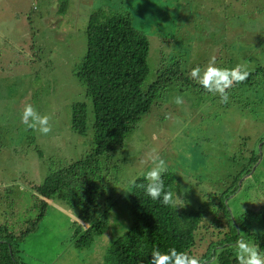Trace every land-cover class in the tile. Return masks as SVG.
Listing matches in <instances>:
<instances>
[{"label":"rangeland","instance_id":"obj_1","mask_svg":"<svg viewBox=\"0 0 264 264\" xmlns=\"http://www.w3.org/2000/svg\"><path fill=\"white\" fill-rule=\"evenodd\" d=\"M127 9L150 38L145 87L170 66L171 55L179 54L186 75L213 57L219 67L252 49L248 67L264 70V0H0V226L15 234L26 264L104 263L112 234L79 245L77 229L85 222L58 197L36 227L25 229L42 212L32 187L94 147L92 127L85 135L71 127L73 102L87 101L93 118L92 100L76 75L87 50L89 17L97 10ZM180 45L191 50L187 59ZM258 84L229 90V102L221 104L192 80L175 78L128 134L112 168L118 159L121 181H132L155 166L150 157L158 154L169 170L185 175L183 195L210 193V201L219 203L253 154L258 161L224 203L241 232L262 227L249 213L264 204V86ZM177 96L182 104L175 103ZM26 104L50 117L48 135L21 123Z\"/></svg>","mask_w":264,"mask_h":264},{"label":"trees","instance_id":"obj_2","mask_svg":"<svg viewBox=\"0 0 264 264\" xmlns=\"http://www.w3.org/2000/svg\"><path fill=\"white\" fill-rule=\"evenodd\" d=\"M134 20L130 9L91 13L87 26V50L81 63L76 65V75L85 84L86 95L92 100L93 118L89 116L87 101L73 102L71 127L83 135L92 127L94 147L80 160L50 172L32 187L34 199L42 212L25 230L36 227L52 200L58 197L75 209L85 222H80L82 227L77 229L79 245L86 247L96 236L106 232L112 234L108 252L101 259L103 264H149L153 249L167 252L171 248L198 257L201 264L213 257L216 264H236L234 245L237 240L243 238L254 245V236L247 230L241 232L224 199L237 190V182L251 172L258 157L253 154L245 157L233 175V185L221 193L219 203L210 201V193L204 194L205 198L196 190L191 197L183 195L180 181L185 184V175L168 169L162 174L165 190L172 191L183 201L176 207L164 206L148 197L138 187L148 183L144 176L137 177L135 183L133 180L121 181L115 171L119 167L118 159L112 168V157L123 147L136 124L152 110L156 97L165 86L177 77L198 85L189 78L190 72L185 75L188 68L181 58H177L178 54L171 55L170 66L165 71L159 69L157 78L149 87L144 86L150 72L151 43L148 35L135 26ZM182 50H187L182 52L187 59L191 50L180 45L179 51ZM247 52L240 61H224L219 67L231 69L238 64L247 65L254 58L252 49ZM247 70L250 72L248 79L230 91L249 88L254 82L264 86L263 69L253 71L247 65ZM261 98L264 99V90ZM241 108L245 110L247 106ZM232 151L237 158L236 150ZM240 154H244L243 151ZM249 213L254 219L258 216L262 226L258 232L264 240V205L257 209L251 207ZM20 252L15 234L7 226H0V264H26Z\"/></svg>","mask_w":264,"mask_h":264},{"label":"clouds","instance_id":"obj_3","mask_svg":"<svg viewBox=\"0 0 264 264\" xmlns=\"http://www.w3.org/2000/svg\"><path fill=\"white\" fill-rule=\"evenodd\" d=\"M249 75L246 63L238 64L231 69L220 68L215 66L213 57L203 68L200 66L192 68L189 78L195 80L206 93L212 96L218 95L221 104H226L229 102L228 90L236 84L246 81ZM175 103L182 104L183 98L177 96ZM20 119L28 129L38 131L42 135H48L52 131L49 124L50 117L48 115L41 116L31 104L24 106ZM150 159L155 166L143 174L148 183L140 184L138 187L143 189L153 201L158 200L164 206L176 207L182 204L183 201L176 194L165 190L162 174L168 171L166 161L158 154H154ZM132 183H135V180ZM234 248L236 264H264V253H261L258 246L249 241L241 238L237 240ZM149 264H201V261L198 257L190 256L187 252H178L175 248H171L167 252L153 249ZM204 264H216L215 257L211 261H205Z\"/></svg>","mask_w":264,"mask_h":264},{"label":"flooded vegetation","instance_id":"obj_4","mask_svg":"<svg viewBox=\"0 0 264 264\" xmlns=\"http://www.w3.org/2000/svg\"><path fill=\"white\" fill-rule=\"evenodd\" d=\"M264 204H262L263 206ZM254 207L257 209V206L254 205ZM254 222H257L260 224L259 220H258V216L254 219ZM261 227L260 226H251L250 228L247 229V232L253 234L254 236V240L253 243L254 245L258 246V248L263 249L264 247L261 246L264 245V240L260 237V234L258 231H260ZM257 232V233H256ZM255 233V234H254ZM261 252V251H260ZM262 253V252H261Z\"/></svg>","mask_w":264,"mask_h":264}]
</instances>
